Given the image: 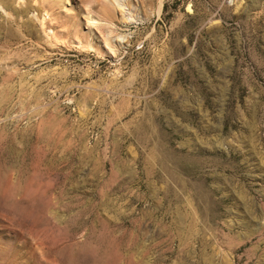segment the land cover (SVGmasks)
Here are the masks:
<instances>
[{
    "label": "rangeland",
    "instance_id": "1",
    "mask_svg": "<svg viewBox=\"0 0 264 264\" xmlns=\"http://www.w3.org/2000/svg\"><path fill=\"white\" fill-rule=\"evenodd\" d=\"M2 2L0 264H264V0Z\"/></svg>",
    "mask_w": 264,
    "mask_h": 264
},
{
    "label": "bare ground",
    "instance_id": "2",
    "mask_svg": "<svg viewBox=\"0 0 264 264\" xmlns=\"http://www.w3.org/2000/svg\"><path fill=\"white\" fill-rule=\"evenodd\" d=\"M1 2L3 0H0ZM108 1H111L110 3L114 6V4L118 7L119 3H118V0H108ZM1 5H3V2L1 3ZM4 6V5H3ZM3 6H0V8L2 9ZM120 9V8H119ZM3 10V9H2Z\"/></svg>",
    "mask_w": 264,
    "mask_h": 264
}]
</instances>
